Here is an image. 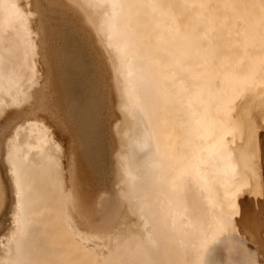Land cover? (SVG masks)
Wrapping results in <instances>:
<instances>
[{
  "label": "bare ground",
  "instance_id": "obj_1",
  "mask_svg": "<svg viewBox=\"0 0 264 264\" xmlns=\"http://www.w3.org/2000/svg\"><path fill=\"white\" fill-rule=\"evenodd\" d=\"M49 1L0 0V145L13 187L0 264H210L213 243L240 231L264 264V0H66L109 64L111 171L97 115L111 100L88 93L75 21ZM37 111L72 133L65 192ZM108 174L117 202L98 208ZM82 221L107 251L84 243Z\"/></svg>",
  "mask_w": 264,
  "mask_h": 264
},
{
  "label": "rangeland",
  "instance_id": "obj_2",
  "mask_svg": "<svg viewBox=\"0 0 264 264\" xmlns=\"http://www.w3.org/2000/svg\"><path fill=\"white\" fill-rule=\"evenodd\" d=\"M36 1H37V4L39 2L38 5L41 4L42 6H43V4L41 2H44V1L47 4H51V3H49L50 2L49 0H41V1L36 0ZM53 1L57 4V7H58L57 9L64 10L75 21V23H74V28H75L74 30H75V32H74V30H72L73 33L71 35H72V38H74L77 41V43H79L78 45H79L80 50H81L80 52H81V56H82V63H83V66L85 67L84 68V70H85L84 77L87 78L88 81L90 80V78L92 80L91 92H88V93L92 94V97H97V98H100V99H103V97L106 94V96H108L107 98L111 100L110 101L111 104H109L110 105V108H108V109L105 107V101L104 100L101 101L102 107L99 108L97 115L99 117V121H101L100 126L103 127L104 130H105V133L102 136V138H103L102 143L104 145V150L105 151L107 150L106 149L107 148V143L110 144V145L108 144L109 145V147H108V150H109L108 159L109 160H108V163H106V164H108V168H109V166L111 164V169H112L113 158L115 159V157H113V153H114L115 149L118 150L119 144L117 143V140H118L117 139V136L112 133V128H111V126H112L111 123L117 117L114 114V112H116V114H117V110H116V108L114 106L115 105L114 100L116 101V99L114 98L116 96V94H115L116 92H115V89H114V92L115 93L113 92L114 86H112L113 84H111L112 83L111 82L112 80L110 81V79H109L111 77H110L109 68H107V65H109V64L107 63L108 61L106 62V60H107V59H105L106 58V55H105L104 51L102 50V48L100 47V45L98 44V42L95 41L99 45L98 48H101V49H98L97 48V45L94 42V39L96 40V36H94L95 35L94 34V30L92 29V27L90 28L91 25L89 26L86 23L87 22L86 19H84L82 17V15H79V13L77 12V10L73 6H71L66 0H53ZM33 10H34L33 11L34 16L37 15V11H36V7L35 6H34V9ZM81 22H82V25L83 26L81 25ZM88 28H89V32H88ZM90 31L91 32L93 31L92 34H91ZM87 33L89 35H91L90 36L91 39H90V37H87V36H89V35H87ZM77 34L80 35V36H78ZM85 36L88 39H90V41L92 42V45L95 47V53H97L96 55H94L95 53L93 52V49H91V51H90V49L87 47V43L85 41V39H86ZM93 37H94V39H93ZM99 50L101 52V56L102 57L100 56ZM103 57H105V58H103ZM41 69H42V71H41V77H40V84L41 85H44L46 83V81H47L48 69H46V67L44 65H42V64H41ZM90 72H91V74H90ZM107 72H108V74H107ZM113 93H114V95H113ZM106 111L109 113V116H108L109 119H108L107 125L105 126L103 124L104 123L103 122V119H104L103 118V114ZM113 115H114L115 118L113 117ZM31 117L32 118H36L37 120L43 121V124L46 125V131L51 136L50 143H53L54 142L55 144H57L59 146L58 152L61 155V159L60 160L61 161H64V162H62V163L59 162L60 164L57 163L56 166H54L53 171H54V176H55V178L58 181L61 178H63L64 183H63V181H61V180L60 181H61L62 185L64 184L63 191L65 192V190H66L65 183H66V180H67L66 179L67 167L65 166V161H67V163H68V161L70 159V156H73V154L75 152L73 136H72V133L70 131V128L67 126V124L63 123L62 120H60L58 117H56L55 115H53L52 113H50L48 111H37V112H35V115L34 116H31ZM25 121L26 120H24V122ZM24 122H22V123H24ZM25 124H23V125H25ZM108 127H109V129H108ZM2 132L5 133L6 131L5 130H2L0 128V134H1L0 137L2 136L1 137L0 144H2V142L4 140V136L6 135V133L2 135ZM2 138H3V140H2ZM1 149H3L2 148V145H0V169L2 168L0 170V172H2L3 174L5 173V175H7V177L5 179V175H3L2 173H0V176H1L0 177V179H1L0 180V232H1L0 235L1 234L2 235H5L7 233L6 230L8 229V228L6 229L5 227H10L9 225H11L9 223H11V216H12L11 215L12 214V212H11L12 209L11 208H13V206H12L13 205V203H12L13 202L12 201V199H13V197H12L13 192L11 191L13 189V187H12V184L10 183L11 180L9 178L10 176L8 174L9 173L8 172V168L6 167V163L3 160L4 159V157H3V151H2V154H1ZM1 155H2V159H1ZM111 169L109 168L108 170L111 171ZM2 175L4 176V178H3ZM108 175H109V178L107 179V183L108 184H106L107 186H105V190H103L100 193V197L99 198H102V199L99 200V198H98L99 193L98 194H95V196L93 197V199H94L93 200V203L94 204H96L97 198L100 201V202L97 201V204L98 205H96V207L98 206V208H100L101 207L100 205H102L104 203H107V202H111L112 203V199L113 198H114L113 199V203L115 201L117 202L116 195H115L116 191L115 190L113 191V189H116V186L115 187L114 186H111L112 188H110L109 185L112 183V177H111L112 175L111 174H108ZM4 182H8L7 183L8 186L6 185V183L4 184ZM2 183H3V185H2ZM6 187H7V189H5ZM9 188H11V189H9ZM79 189L82 190L80 192V194L84 198L86 196V193L83 190V187L81 185L79 186ZM5 190H7V191H5ZM111 191H113L114 194ZM6 192H8V193L12 192L10 194L11 197L9 195H8V197H7V195H5L6 196L5 197L4 196V193H6ZM8 193H6V194H8ZM111 197H112V199H111ZM105 198H107V199H105ZM9 199H11V200H9ZM6 201L7 202L9 201V203H8L9 205L8 204H5V203H7ZM66 201H67L66 200V197H65V195L63 193V197L61 198V203L63 205L61 211H63V212H64V210L65 211L67 210V208H65V205H66L65 202ZM8 213L10 215H8ZM64 214L60 212V215H63L64 216L63 218H65V215ZM76 214H77V212H74L73 213L74 216ZM88 216L89 217H95V216H90L89 214H88ZM98 218H99V215H98ZM66 220L68 221L67 226H70V228H72L73 230H75L76 227H75L74 224L71 223L72 222L71 221V218H68L67 217ZM99 221H100V218H99L98 221H95V222L98 223ZM78 226H79V229L81 231V234L84 235V236H86L85 239H83V241H84L85 244H88L91 249H94V250H96L98 252H100V248H102L101 250L107 251V246H105L103 244L97 246L96 244H94L96 242V240L91 237V234L93 232V228L91 226L87 225L84 221H82V223H80ZM4 228L6 230H4ZM2 235L0 237V240L2 238L5 239V236L3 237ZM87 237H89V238H87ZM228 237H230L231 239L229 238L226 241H217V242L213 243V245L210 247V250L208 252H206V254H205V257L207 259V262L210 261L209 262L210 264H234V262H241L242 261L241 264H247L246 262H243V260H249L248 258L250 256H253L255 259H257L259 261V264H261V259H260L261 257L257 253L258 252V248L254 244H252L246 238V236L241 233V231L239 233H231V234H229ZM219 246H221V247H219ZM209 257L211 258V260H210Z\"/></svg>",
  "mask_w": 264,
  "mask_h": 264
},
{
  "label": "crops",
  "instance_id": "obj_3",
  "mask_svg": "<svg viewBox=\"0 0 264 264\" xmlns=\"http://www.w3.org/2000/svg\"><path fill=\"white\" fill-rule=\"evenodd\" d=\"M242 262V261H241ZM241 262H234V264H241Z\"/></svg>",
  "mask_w": 264,
  "mask_h": 264
}]
</instances>
